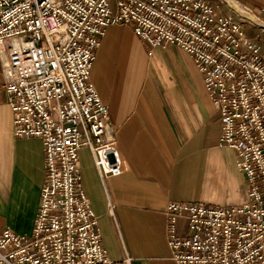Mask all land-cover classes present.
<instances>
[{"label": "built area", "instance_id": "obj_1", "mask_svg": "<svg viewBox=\"0 0 264 264\" xmlns=\"http://www.w3.org/2000/svg\"><path fill=\"white\" fill-rule=\"evenodd\" d=\"M239 6L264 23V9ZM114 25H130L149 55L175 45L192 58L219 114V143L236 152L247 186L239 205L169 203L171 260L264 264V31L223 0H0L2 89L13 134L41 141L45 170L32 232L5 228L0 264H133L128 255L108 257L79 171L81 149L101 180L123 171L108 107L90 77L100 39Z\"/></svg>", "mask_w": 264, "mask_h": 264}, {"label": "crops", "instance_id": "obj_2", "mask_svg": "<svg viewBox=\"0 0 264 264\" xmlns=\"http://www.w3.org/2000/svg\"><path fill=\"white\" fill-rule=\"evenodd\" d=\"M234 1L264 9L261 0ZM149 50L130 25L105 29L90 77L108 107L123 171L101 180L87 149L79 152V171L112 261L128 255L133 264H175L167 205H239L247 186L236 152L219 143V114L192 58L175 45ZM2 83L0 68V234L8 228L30 235L45 182L44 151L39 139L14 136ZM178 229L184 232V221Z\"/></svg>", "mask_w": 264, "mask_h": 264}, {"label": "bare ground", "instance_id": "obj_3", "mask_svg": "<svg viewBox=\"0 0 264 264\" xmlns=\"http://www.w3.org/2000/svg\"><path fill=\"white\" fill-rule=\"evenodd\" d=\"M226 2L233 10H235L237 13H239L244 18L250 20L253 24L257 25L264 31V23L260 21L257 17L253 16L252 14H249L248 12L244 11L237 3L231 2L228 0H223Z\"/></svg>", "mask_w": 264, "mask_h": 264}, {"label": "rangeland", "instance_id": "obj_4", "mask_svg": "<svg viewBox=\"0 0 264 264\" xmlns=\"http://www.w3.org/2000/svg\"><path fill=\"white\" fill-rule=\"evenodd\" d=\"M210 2L212 1V0H209ZM228 1H230V0H228ZM231 2H235L234 0H231ZM235 3H237V2H235ZM261 3H263L264 4V0H261ZM238 4V3H237ZM239 5V4H238ZM249 27H251L250 25H249ZM254 29V27H251V29H249L250 31H249V33H250V36L251 37H254V36H256V32H251V30H253ZM255 31H256V29H255ZM262 36L263 37H261L260 38V42L262 43V45L264 46V34H262ZM260 37V36H259ZM263 51H264V47H263Z\"/></svg>", "mask_w": 264, "mask_h": 264}]
</instances>
